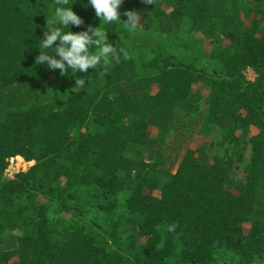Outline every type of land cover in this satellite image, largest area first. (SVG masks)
<instances>
[{
  "label": "trees",
  "instance_id": "trees-1",
  "mask_svg": "<svg viewBox=\"0 0 264 264\" xmlns=\"http://www.w3.org/2000/svg\"><path fill=\"white\" fill-rule=\"evenodd\" d=\"M234 2L124 0L121 13L140 12L137 27H104L127 56L61 76L36 64L37 38L59 26L57 6L74 3L84 24L64 29L73 32L99 26L94 10L82 0H0V99H7L0 104V264H256L264 257V27L258 18L245 25ZM250 3L264 18V0ZM138 29L153 33L155 45L133 43ZM41 85L47 102L27 101ZM215 128L232 150L211 158L206 140ZM238 132L249 138L251 159L236 180L245 148ZM170 133L182 138L169 160L130 155L131 146L161 148ZM15 156L35 165L8 181Z\"/></svg>",
  "mask_w": 264,
  "mask_h": 264
},
{
  "label": "clouds",
  "instance_id": "clouds-1",
  "mask_svg": "<svg viewBox=\"0 0 264 264\" xmlns=\"http://www.w3.org/2000/svg\"><path fill=\"white\" fill-rule=\"evenodd\" d=\"M76 2V0H75ZM124 0H82V7L85 9L89 6L94 10L95 18L100 20L97 27L88 25V30L73 32L71 30L64 31L65 28L70 29V25L81 26L84 24L83 18L78 15L71 4L68 7L57 6L54 16L59 26L47 28L43 33V39L37 38L39 54L36 56V64L45 65L48 70L60 69V75H66L69 70L77 73H86L89 68H95L103 60L104 64H108L111 60L119 62V54L124 52L123 48L118 49L117 46L109 43V32L104 25H110L113 22L120 21L129 30H134L140 19V12L136 10H124L121 13L120 6ZM143 3L152 4V0H143ZM58 4H67V0H58ZM121 15L125 16V20H121ZM49 21L47 20V23ZM95 37V39H94ZM59 38V45L53 46L54 42ZM93 45L98 46L96 52H92ZM53 49V53L45 50ZM58 57V58H57ZM82 84V79H77L76 84ZM175 224L168 225V231L175 229Z\"/></svg>",
  "mask_w": 264,
  "mask_h": 264
},
{
  "label": "rangeland",
  "instance_id": "rangeland-1",
  "mask_svg": "<svg viewBox=\"0 0 264 264\" xmlns=\"http://www.w3.org/2000/svg\"><path fill=\"white\" fill-rule=\"evenodd\" d=\"M250 0H235L234 3H232L231 7H233L232 10H235V12H239L240 17L243 21H245V25H247L249 19L253 18H258L260 19V25L264 27V18L260 16L259 14H256L255 12H251L250 7L251 3L249 4ZM264 32L263 28H260L259 35ZM204 39H208V37L205 35L203 37ZM133 43L137 45H142L146 43H150L151 46H154L156 43L155 36L153 33H150L144 29H138L135 30L133 33L132 37ZM246 78L249 81H255L256 79V74L252 70L246 71ZM47 86L41 85L38 88L35 89H29L31 92L30 96H25V97H30L29 99H26L29 102H36V103H41V102H47ZM21 92L24 93V90H21ZM20 93V91H19ZM196 96L198 98L197 102L199 104V111H201L202 114H205L207 112V104H206V98H207V91L205 89H201L199 91H196ZM0 104L6 105L7 104V99L1 100L0 99ZM192 123V122H188ZM151 136L153 139H156L159 137V133L157 129H154L151 133ZM187 137L189 135H186ZM238 136L242 137L244 140V151H243V159L241 162H238L236 164V169H235V179H240L244 176V170L246 166L250 163L251 159V148L249 142L246 140V138L249 140L247 136H243L241 132H238ZM190 137V136H189ZM182 137H180L177 133H170L165 139V145H162L161 148H158V146L155 147H146V146H131L130 148V155L133 156L134 158H143L146 161H152V159H155L154 157H157L158 155L163 156L165 159H170L176 154V149L178 145V141H181ZM194 134L191 135L189 140L184 144V147L182 151L180 152V157L183 156V154L186 152V150L193 146L194 143ZM206 153L211 157V158H218V157H223L225 156L226 152L228 150H232V147L228 143L223 142V134L221 133L220 130L215 128L213 130V133L209 136V139L206 140ZM35 165V164H34ZM249 227V225H246ZM256 264H264V257H257L256 258Z\"/></svg>",
  "mask_w": 264,
  "mask_h": 264
},
{
  "label": "built area",
  "instance_id": "built-area-1",
  "mask_svg": "<svg viewBox=\"0 0 264 264\" xmlns=\"http://www.w3.org/2000/svg\"><path fill=\"white\" fill-rule=\"evenodd\" d=\"M35 162L27 161L22 156L11 157L8 160V165L4 171L3 178L6 180H14L20 173L27 172Z\"/></svg>",
  "mask_w": 264,
  "mask_h": 264
}]
</instances>
